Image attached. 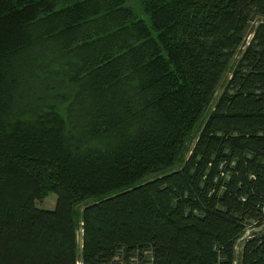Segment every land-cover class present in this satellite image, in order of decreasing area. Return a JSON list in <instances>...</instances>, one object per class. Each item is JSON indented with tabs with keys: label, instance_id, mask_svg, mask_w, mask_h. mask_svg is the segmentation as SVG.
<instances>
[{
	"label": "trees",
	"instance_id": "1",
	"mask_svg": "<svg viewBox=\"0 0 264 264\" xmlns=\"http://www.w3.org/2000/svg\"><path fill=\"white\" fill-rule=\"evenodd\" d=\"M142 7L0 0V264H264V0Z\"/></svg>",
	"mask_w": 264,
	"mask_h": 264
},
{
	"label": "rangeland",
	"instance_id": "2",
	"mask_svg": "<svg viewBox=\"0 0 264 264\" xmlns=\"http://www.w3.org/2000/svg\"><path fill=\"white\" fill-rule=\"evenodd\" d=\"M127 5L131 8H133V10L135 11L136 15L139 18L144 19L145 21L148 22V16L146 13H144L143 11V7H142V0H127ZM236 57V55H235ZM230 71V67L226 70L224 77L226 78L229 74ZM225 78L223 79V83L225 81ZM222 85L218 88V91L216 94H218V92H220ZM201 125V121L198 122V124L195 127L194 133L191 136V138L188 140L187 142V149H190L193 142H194V137L195 134L198 132L199 127ZM180 165V164H179ZM178 168V166H174L173 167ZM55 202H56V195L54 193H50L49 195H47L42 201H38L37 202V206L38 207H42V208H47V209H52L55 206ZM81 208V206H80ZM253 231H255L254 228H250L247 227V229H244L243 231H241V233L238 234L237 238H236V242H235V249H234V261L233 264H238L239 263V255H240V249H241V244L243 242V239H245L248 235H250ZM80 240H81V231L78 229L77 231V241L80 244ZM79 249V248H78Z\"/></svg>",
	"mask_w": 264,
	"mask_h": 264
},
{
	"label": "built area",
	"instance_id": "3",
	"mask_svg": "<svg viewBox=\"0 0 264 264\" xmlns=\"http://www.w3.org/2000/svg\"><path fill=\"white\" fill-rule=\"evenodd\" d=\"M263 228H264V223L262 224Z\"/></svg>",
	"mask_w": 264,
	"mask_h": 264
},
{
	"label": "bare ground",
	"instance_id": "4",
	"mask_svg": "<svg viewBox=\"0 0 264 264\" xmlns=\"http://www.w3.org/2000/svg\"><path fill=\"white\" fill-rule=\"evenodd\" d=\"M79 264V263H78Z\"/></svg>",
	"mask_w": 264,
	"mask_h": 264
}]
</instances>
